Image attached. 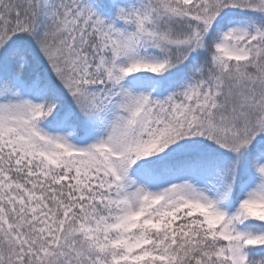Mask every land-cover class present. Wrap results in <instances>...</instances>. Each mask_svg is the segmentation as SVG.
<instances>
[{
  "label": "snow or ice",
  "instance_id": "6c2138e0",
  "mask_svg": "<svg viewBox=\"0 0 264 264\" xmlns=\"http://www.w3.org/2000/svg\"><path fill=\"white\" fill-rule=\"evenodd\" d=\"M0 264H264V0H0Z\"/></svg>",
  "mask_w": 264,
  "mask_h": 264
}]
</instances>
